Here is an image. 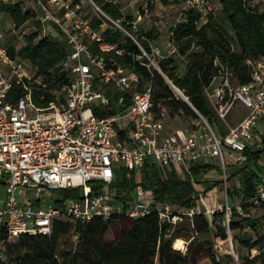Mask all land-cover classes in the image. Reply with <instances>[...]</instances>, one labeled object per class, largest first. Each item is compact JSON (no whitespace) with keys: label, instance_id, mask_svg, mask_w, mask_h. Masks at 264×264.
<instances>
[{"label":"built area","instance_id":"1","mask_svg":"<svg viewBox=\"0 0 264 264\" xmlns=\"http://www.w3.org/2000/svg\"><path fill=\"white\" fill-rule=\"evenodd\" d=\"M28 1L42 26V36L64 40L65 54L59 70L66 72L67 79L59 90L49 88L52 99L40 104L44 95L34 89L45 88L48 82L34 77L26 63L10 52L0 30V185L4 191L0 202V260L6 257L7 241L21 234H47L54 221L68 222L74 230L95 217L107 218L115 213L141 217L152 210L161 221L171 223L198 213L210 217L214 211L223 210L227 221L226 157L238 164L244 161L246 145L264 117V59L245 60L251 72L243 83L229 67H219L214 77V98L205 89L219 121L226 122L233 109H245L236 123L221 132L194 109L196 117L188 122L180 138L176 131L165 128L164 117H155L150 83L137 90L139 76L109 56L121 55L123 50L117 43L105 41L102 33L115 27L130 37L145 57L142 64L149 72L158 69L161 59L178 55L175 45L168 42L162 49L150 47L147 53L123 26L126 17L120 7L122 17L114 20L94 0ZM183 9L198 11L201 21L215 7L209 0H183ZM141 10L147 13V1ZM94 19L100 20L98 26H93ZM45 23L56 32L50 33ZM92 44L95 50L90 48ZM160 73L172 90L180 92ZM112 89L120 93L116 100L106 96ZM165 114V108H161V115ZM250 148L260 149L257 145ZM146 159L190 179L191 164H214L216 160L224 202L210 206L205 197H199L196 206L185 209L169 203L152 204L150 191L141 184L134 186L129 201L115 200L108 190L115 174L141 168ZM97 183L102 187L92 190ZM76 187L77 197L61 198L58 194L61 189ZM251 201H264V177L256 181ZM226 239L231 245L230 237ZM220 242L215 239L216 251ZM185 244L183 241L178 249L183 250Z\"/></svg>","mask_w":264,"mask_h":264},{"label":"trees","instance_id":"2","mask_svg":"<svg viewBox=\"0 0 264 264\" xmlns=\"http://www.w3.org/2000/svg\"><path fill=\"white\" fill-rule=\"evenodd\" d=\"M254 1L217 0L219 12H208L201 21L198 11L183 9L179 19L171 25L169 42L177 47L178 55L161 59L158 67L187 101L176 97L155 69L147 70L142 64L146 61L145 57L141 56L139 47L130 37L118 29H107L102 35L105 41L115 42L123 50L121 55L109 53V56L139 76L137 90L150 83L151 108L155 117L170 119L181 115L189 122L196 117V109L218 131L223 132L205 89L219 67H229L238 82L243 83L249 80L251 72L245 60L264 59V10H259ZM100 7L112 19H121L119 6L112 0L101 2ZM0 11L8 14L15 28L30 19L39 23L28 0H0ZM130 18L122 21L127 30L131 29L128 23ZM99 23V19L93 20V26ZM226 26L232 34H229ZM155 38L156 31L151 27L144 37L136 39L149 53V41ZM3 42L12 54L26 63L34 77L48 82L45 88L34 89L36 93L44 95L40 104H46L52 99L48 89L59 90L67 79L66 72L59 70V62L65 54L64 40L48 39L46 36L38 38V30L35 29L34 33L25 37V42L18 49L8 45L5 40ZM90 48L94 49V44ZM179 56L187 59L183 72L178 68L176 59ZM107 62L110 63L109 60ZM161 108L166 110L164 116L161 115ZM260 152V149L253 150L246 145L244 161L235 170L226 171V198L230 193L240 196L238 204L229 205L227 200L230 209L227 221L223 210L214 211L210 217L198 213L191 218H183L191 232L184 251L174 247L177 236L169 232L176 223L161 221L152 210L141 217H129L123 213H115L107 218L95 217L78 224L74 230L68 222L54 221L47 234H21L7 241L6 257L0 260V264H197L202 259L206 264H264V251L260 250L264 247V212L255 217L250 214L252 207H260L264 211V201L257 204L251 201L256 181L264 177V165L257 164ZM189 169L192 179L146 159L141 168L130 170L131 186L126 182V171L122 170L115 174L108 190L115 200L125 203L133 198L134 186L141 184L150 191L152 204L169 203L182 209L194 207L199 197H206L215 187L214 181L200 179V175L212 169L220 171V168L212 163H197L191 164ZM233 177L236 184L231 183L229 189L228 180ZM101 187L102 184L97 183L92 190ZM58 194L61 198L77 197L79 188L61 189ZM117 223L123 225L122 230L108 237L110 229ZM209 231L213 240H224L230 234L246 249V254L238 256L237 263L229 253L217 254L213 241L199 239ZM242 233H251L253 237L243 239ZM251 249L258 252L252 253Z\"/></svg>","mask_w":264,"mask_h":264},{"label":"rangeland","instance_id":"3","mask_svg":"<svg viewBox=\"0 0 264 264\" xmlns=\"http://www.w3.org/2000/svg\"><path fill=\"white\" fill-rule=\"evenodd\" d=\"M95 3L100 6L101 2H105L108 0H94ZM115 3H118V6L124 11V17H131L130 20H128V23L131 25V29L128 30V32L136 39L137 37L141 36L144 37L145 33L151 28L154 27L156 31V38L149 41L150 47H158V48H165L168 44L169 40V29L171 25L179 19L181 16L180 13L183 10V0H112ZM147 1L148 3V11L147 13H144L141 10V5ZM211 5L215 7L214 12H219V5L217 3V0H209ZM86 3V1H85ZM254 3H257L259 10H264V0H255ZM89 9V7H87ZM141 14L140 19L137 18V15ZM36 17V16H35ZM38 24V25H37ZM35 23L34 19H30L25 21L21 26L18 28H15L13 25V22L9 18L8 14L0 11V30L3 31L4 34V40L7 42L8 45H12L15 49H18L24 42L25 37L29 34H32L35 32V29L38 30V38L42 37L43 31L42 26L39 23ZM46 29L50 31V33H55L56 30L51 24H46ZM227 31L229 34H232L230 29L226 26ZM115 29V27H113ZM151 60H156L152 58L150 54H148ZM177 64L180 72L184 71L185 63L187 61L186 58L183 56L177 57ZM155 70L160 73L161 70L158 67V69L155 68ZM161 74V73H160ZM217 82V79H213L211 84L206 88V92L209 97L214 98L213 89ZM173 94L176 95V97L187 101L186 98L176 90H173ZM116 100L117 97H119L120 93L116 91L115 89L110 90L108 93H106V96H110ZM245 113L244 108L240 109H233L228 118L226 119V122L220 121L222 125V129L225 130V128L229 125H232L236 120L239 119V117L243 116ZM166 121L171 122L173 125H175V130H177L179 127L188 125V121H186V118L179 115L178 117L168 118ZM259 133L262 135L264 134V123H261V125L258 128ZM264 147V146H262ZM261 148V147H260ZM262 152H264V149H262ZM214 164H217V161H213ZM226 162L228 164L227 171L235 170L239 164L234 163V161L230 157H226ZM203 165V163H201ZM210 172H204L200 175V179H208L209 181L215 182V187L212 188V190L207 194L205 197V201L208 205L214 206L218 202H224V192L222 187L220 186V183L222 182L221 173L217 169H212ZM126 182L131 186V173L130 171H127L126 173ZM231 183L236 184V178H231V180H228V184L230 185L229 189H231ZM4 194V191L2 189V186L0 185V199L2 198ZM227 200L229 205L232 204H238L240 201L239 195H227ZM262 209L260 207H252L250 208V214L252 216H259L262 214ZM176 226L170 228V233H173L177 236V239L174 241L175 247H181L183 244V241L189 240L191 237V232L189 229V226L185 219L178 220L175 222ZM123 228V225L121 223H117L114 225L108 234V237H111L112 235L118 234ZM228 236L231 239V245L229 243L228 239L221 240L219 243V247H217L218 251H216L217 254H223V253H229L233 261L237 263L238 256H243L246 254V249L242 247L240 242L234 241V239L231 237L230 234ZM242 238H248L249 236L252 238L253 236L251 233H242ZM196 238V237H194ZM193 238V239H194ZM200 240H209L213 241V244L215 242V239L213 240L212 232L209 231L208 233L202 235L199 237ZM184 251V249H183ZM197 264H206L205 260H199Z\"/></svg>","mask_w":264,"mask_h":264},{"label":"crops","instance_id":"4","mask_svg":"<svg viewBox=\"0 0 264 264\" xmlns=\"http://www.w3.org/2000/svg\"><path fill=\"white\" fill-rule=\"evenodd\" d=\"M238 109H240V108H238ZM237 109V110H238ZM242 117V116H241ZM241 117H239V119L241 118ZM238 119V120H239ZM237 122V120L234 122V123H236ZM233 123V124H234ZM261 123H264V117H262V119L260 120V122H259V124H258V126L255 128V130H254V132H253V135H252V139H251V141L249 142V145H252V147L253 148H255V145H257L259 148H260V156L258 157V159H257V164H259V165H264V152H262V149H264V147H262V146H264V134H260L259 133V131H258V128H259V126L261 125ZM232 124V125H233ZM175 125H173L171 122H168V121H166V123H165V128L167 129V130H173V131H176L177 133H178V135H179V137L180 138H183L184 137V130H185V128H186V126L187 125H184V126H181V127H179L177 130H175V127H174ZM224 131V130H223ZM215 170V169H214ZM211 171H213V170H211ZM210 172V171H209ZM2 199H3V196H2V198L0 199V202L2 201Z\"/></svg>","mask_w":264,"mask_h":264},{"label":"bare ground","instance_id":"5","mask_svg":"<svg viewBox=\"0 0 264 264\" xmlns=\"http://www.w3.org/2000/svg\"><path fill=\"white\" fill-rule=\"evenodd\" d=\"M183 244V243H182ZM175 247V246H174ZM177 248V247H176ZM178 248H180V247H178Z\"/></svg>","mask_w":264,"mask_h":264}]
</instances>
